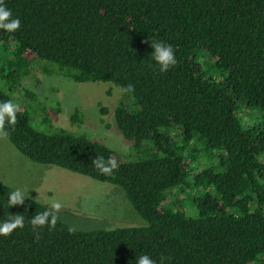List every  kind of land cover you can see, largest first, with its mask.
Returning <instances> with one entry per match:
<instances>
[{
  "label": "trees",
  "instance_id": "obj_1",
  "mask_svg": "<svg viewBox=\"0 0 264 264\" xmlns=\"http://www.w3.org/2000/svg\"><path fill=\"white\" fill-rule=\"evenodd\" d=\"M4 3L21 27L0 29V102L19 90L25 101L17 124L6 123L8 141L32 162L119 187L144 223L82 231L60 219L34 232L29 220L47 206L29 197L9 207L13 188L0 181V223L25 216L24 228L0 236V264H136L144 254L157 264H264V133L242 127L236 112L243 104L264 116V0ZM156 42L174 49L167 72L152 59ZM35 64L74 82L133 85L112 115L134 158L53 128L58 104L21 86ZM97 155L118 161L112 176L92 166Z\"/></svg>",
  "mask_w": 264,
  "mask_h": 264
},
{
  "label": "rangeland",
  "instance_id": "obj_2",
  "mask_svg": "<svg viewBox=\"0 0 264 264\" xmlns=\"http://www.w3.org/2000/svg\"><path fill=\"white\" fill-rule=\"evenodd\" d=\"M21 86L34 91L42 105L58 104L59 111L51 116L53 128L84 133L112 149L123 160L134 158L130 141L122 137L113 122V108L124 93L118 86L107 81L74 82L62 75H48L40 64L32 67ZM17 92L12 100L15 103L23 100L24 103L21 90ZM74 109L81 114L78 123L69 120ZM236 112L242 127L259 125L264 133V116L256 107L240 104ZM30 117L37 130L50 131L37 121L38 115L30 114ZM167 131L173 133L170 129ZM261 158L264 160V153ZM201 161L203 165L211 162L207 158ZM0 181L12 188H29L28 197L47 207L51 200H59L64 205L60 219L75 230L111 229L144 223L119 187L52 164L32 162L7 138H0Z\"/></svg>",
  "mask_w": 264,
  "mask_h": 264
},
{
  "label": "clouds",
  "instance_id": "obj_3",
  "mask_svg": "<svg viewBox=\"0 0 264 264\" xmlns=\"http://www.w3.org/2000/svg\"><path fill=\"white\" fill-rule=\"evenodd\" d=\"M21 27L19 18H14L12 11L5 5L4 0H0V29L7 32H15ZM152 59L156 65L159 66L160 72H167L170 67H174L177 64L174 49L170 44L156 42L152 43ZM125 92L131 94L135 91L133 85L129 84L123 89ZM19 105L11 100L0 102V138H7L10 133L6 130L7 125L14 127L17 124V113L19 111ZM92 166L97 169L101 174L106 176H112L114 171L119 168L118 161L115 158L109 157L105 159L103 155H97L92 159ZM27 187H14L10 191L7 203L8 206L23 205L28 197ZM64 205L59 200L53 199L50 201L48 207L43 212L35 214L30 220L33 231L37 228H48L52 231L56 228L58 221L60 220V213L63 210ZM25 227V216L23 214L8 215V218L0 223V236H8L17 228ZM37 240H39V234L37 233ZM164 257L161 258L160 264H163ZM136 264H157L149 255L144 254L136 258Z\"/></svg>",
  "mask_w": 264,
  "mask_h": 264
}]
</instances>
